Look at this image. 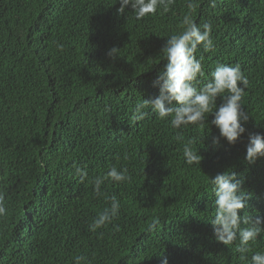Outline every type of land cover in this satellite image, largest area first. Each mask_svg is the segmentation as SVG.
I'll return each instance as SVG.
<instances>
[{
    "label": "trees",
    "instance_id": "1",
    "mask_svg": "<svg viewBox=\"0 0 264 264\" xmlns=\"http://www.w3.org/2000/svg\"><path fill=\"white\" fill-rule=\"evenodd\" d=\"M119 7L0 0V264H75L77 256L86 264H161V255L168 264H250L264 252V233L247 259L238 240L217 242L209 180L235 171L251 196L246 214L264 216V157L244 160L249 133L264 135V0H174L139 20L130 7L118 15ZM189 12L198 26L212 25L214 43V51L196 53L204 76L195 86L222 64L239 65L249 81L242 99L249 119L235 145L223 138L212 145L219 130L211 114L180 129L147 108L144 120L132 119L138 102L158 95L161 49ZM190 138L200 166L185 162ZM77 167L87 172L83 181ZM112 167L127 169L129 179H105L97 195L95 179ZM112 196L119 215L90 230Z\"/></svg>",
    "mask_w": 264,
    "mask_h": 264
},
{
    "label": "clouds",
    "instance_id": "2",
    "mask_svg": "<svg viewBox=\"0 0 264 264\" xmlns=\"http://www.w3.org/2000/svg\"><path fill=\"white\" fill-rule=\"evenodd\" d=\"M118 3V15H122L130 7L139 20L148 15H155L160 7L165 12L168 11L174 0H118ZM188 7L191 9L193 5L189 3ZM181 24L183 31L166 39L161 49L165 53L167 63L153 82V86L159 89L158 95L153 99L138 102L132 119L137 122L144 120L149 115V112L145 111L147 108L161 120L167 121L170 118L172 128L180 129L189 124L202 125L206 115L211 114V124L219 130V137H213L212 145L219 146L220 138L230 145H235L246 132L244 124L249 119L242 105L249 81L239 65L233 67L222 64L211 72V79L203 87H196L199 78L204 76L196 53L201 46L205 52L214 51L210 35L212 25L205 23L198 26L190 12L184 15ZM117 52L118 48L113 47L108 56L115 59ZM218 98L223 102L217 106ZM182 139V135L177 136V140ZM196 142L194 138H190L183 145V156L190 166H200L202 160L194 148ZM259 157H264V135L249 133L244 160L248 164H254ZM76 173L81 181L87 177V172L79 167L76 168ZM105 179L117 183L124 182L129 179L127 169L118 170L112 167L104 178H96L94 191L97 195L101 194V184ZM209 183L215 196V216L210 221L214 238L225 246L238 240L237 251L241 253L242 259H247L245 254L250 251V242H255L264 233V216L246 214L251 196L243 189V177L238 178L235 171L217 173L210 177ZM120 207V201L116 196H112L110 207L97 215L89 225L90 230L96 231L111 223L119 215ZM5 212L3 198L0 197V215ZM149 227L150 230L156 229L157 223L153 222ZM161 256V264H168L167 257ZM82 262L86 264V257H75V264ZM250 264H264V252L252 254Z\"/></svg>",
    "mask_w": 264,
    "mask_h": 264
}]
</instances>
